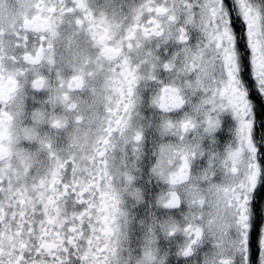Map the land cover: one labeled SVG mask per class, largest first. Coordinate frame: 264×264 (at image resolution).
<instances>
[{
  "label": "clouds",
  "instance_id": "9594fccd",
  "mask_svg": "<svg viewBox=\"0 0 264 264\" xmlns=\"http://www.w3.org/2000/svg\"><path fill=\"white\" fill-rule=\"evenodd\" d=\"M254 95L264 0H0V264H264Z\"/></svg>",
  "mask_w": 264,
  "mask_h": 264
},
{
  "label": "snow or ice",
  "instance_id": "6c2138e0",
  "mask_svg": "<svg viewBox=\"0 0 264 264\" xmlns=\"http://www.w3.org/2000/svg\"><path fill=\"white\" fill-rule=\"evenodd\" d=\"M254 98H255V100H256V103H257L258 109H259L260 111H264V102H262V101L260 100V98H259L258 95H254ZM257 196H258V197L261 196V193H257ZM257 207H258V205H257Z\"/></svg>",
  "mask_w": 264,
  "mask_h": 264
}]
</instances>
